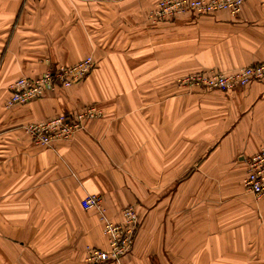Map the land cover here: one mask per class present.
Wrapping results in <instances>:
<instances>
[{
    "label": "crops",
    "instance_id": "obj_1",
    "mask_svg": "<svg viewBox=\"0 0 264 264\" xmlns=\"http://www.w3.org/2000/svg\"><path fill=\"white\" fill-rule=\"evenodd\" d=\"M158 0H0V264H264V195L242 186L264 146V78L230 90L192 72L264 61V0L154 20ZM91 56L86 77L6 107L8 85ZM92 105L100 115L49 145L25 125ZM132 205L129 251L107 249L99 210Z\"/></svg>",
    "mask_w": 264,
    "mask_h": 264
},
{
    "label": "built area",
    "instance_id": "obj_2",
    "mask_svg": "<svg viewBox=\"0 0 264 264\" xmlns=\"http://www.w3.org/2000/svg\"><path fill=\"white\" fill-rule=\"evenodd\" d=\"M243 2L244 0H158L150 16L154 20H165L184 14L210 13L218 10L237 14ZM93 62L91 56H85L74 64L55 66L34 78L20 76L9 83V96L4 105L12 107L27 103L56 85L68 87L80 82L91 70ZM262 78H264V61L241 67L234 72H192L182 76L179 81L187 86L226 91ZM99 115L100 111L96 107L87 105L74 113H59L44 120L28 123L24 127L35 144L49 145L54 140L68 138L83 128L86 120ZM245 165L242 186L259 198L264 195V146L251 154ZM80 203L84 209L95 207L99 210L102 231L108 244L107 249L87 246L85 259L91 263H98L118 260L127 253L138 224L135 208L132 205L122 208L120 220L113 222L102 215L99 195L87 194Z\"/></svg>",
    "mask_w": 264,
    "mask_h": 264
}]
</instances>
